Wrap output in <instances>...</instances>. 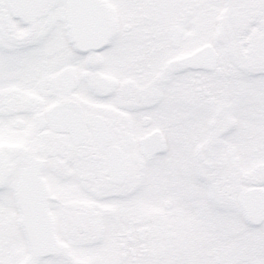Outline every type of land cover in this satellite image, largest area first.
Returning <instances> with one entry per match:
<instances>
[{
	"label": "snow or ice",
	"instance_id": "obj_1",
	"mask_svg": "<svg viewBox=\"0 0 264 264\" xmlns=\"http://www.w3.org/2000/svg\"><path fill=\"white\" fill-rule=\"evenodd\" d=\"M0 264H264V0H0Z\"/></svg>",
	"mask_w": 264,
	"mask_h": 264
}]
</instances>
